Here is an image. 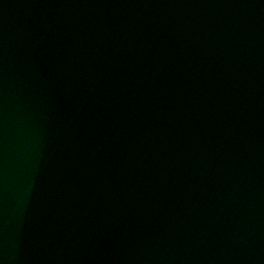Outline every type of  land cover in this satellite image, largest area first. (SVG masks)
Here are the masks:
<instances>
[{"label":"water","instance_id":"obj_1","mask_svg":"<svg viewBox=\"0 0 264 264\" xmlns=\"http://www.w3.org/2000/svg\"><path fill=\"white\" fill-rule=\"evenodd\" d=\"M0 264H264V0H0Z\"/></svg>","mask_w":264,"mask_h":264}]
</instances>
